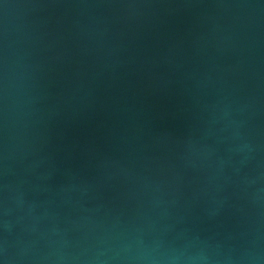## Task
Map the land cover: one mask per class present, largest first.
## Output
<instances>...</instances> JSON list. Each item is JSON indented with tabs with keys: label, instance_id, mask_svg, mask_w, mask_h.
Wrapping results in <instances>:
<instances>
[{
	"label": "water",
	"instance_id": "1",
	"mask_svg": "<svg viewBox=\"0 0 264 264\" xmlns=\"http://www.w3.org/2000/svg\"><path fill=\"white\" fill-rule=\"evenodd\" d=\"M0 264H264V0H0Z\"/></svg>",
	"mask_w": 264,
	"mask_h": 264
}]
</instances>
